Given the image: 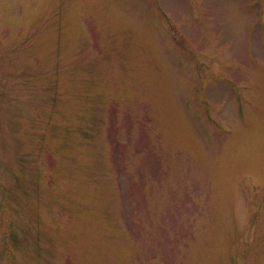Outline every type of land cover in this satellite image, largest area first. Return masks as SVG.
Instances as JSON below:
<instances>
[{"label": "rangeland", "instance_id": "1", "mask_svg": "<svg viewBox=\"0 0 264 264\" xmlns=\"http://www.w3.org/2000/svg\"><path fill=\"white\" fill-rule=\"evenodd\" d=\"M0 264H264V0H0Z\"/></svg>", "mask_w": 264, "mask_h": 264}]
</instances>
